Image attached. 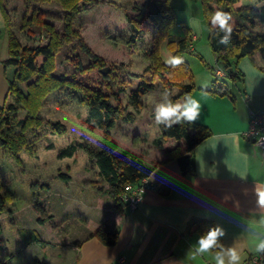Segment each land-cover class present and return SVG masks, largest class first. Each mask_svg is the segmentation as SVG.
<instances>
[{"label":"crops","instance_id":"0c3cea01","mask_svg":"<svg viewBox=\"0 0 264 264\" xmlns=\"http://www.w3.org/2000/svg\"><path fill=\"white\" fill-rule=\"evenodd\" d=\"M5 1L3 0L4 7ZM108 5L97 4L89 10L81 11L74 21V28L86 44L103 59L106 57L100 46L108 51L109 46L116 42L113 37L108 36L107 41L105 40L108 30L113 29L114 25H121L123 27L119 28L127 30L129 37L133 27H138L137 19L131 23L126 12L121 10V5L118 10L122 15L118 18L112 17L114 9L111 6L114 4ZM98 11L103 18L98 16ZM259 30L264 32V25L259 26ZM85 31L93 35L88 37ZM11 32L13 30L7 25L0 3V107L8 101L9 82L15 73L14 66L5 65L10 56ZM146 35L151 41V27L145 30L142 41L127 45L138 47V42L142 43ZM192 39H195V35ZM176 51L174 42L164 40L160 45V55L164 62L175 56ZM257 53L260 60L256 58ZM145 62L144 67L149 64L148 61ZM235 65L242 75L241 81H232L226 76L219 77L214 72L219 78L230 80L220 86L223 87L222 90L228 91V95L210 92L214 83L219 86L216 80L211 87L195 88L191 92L201 104V116L196 123L206 126L211 134L193 149L194 170L190 174H184L178 162L167 160L165 154L167 149L183 145L182 140L163 139L161 146L156 145L162 125L156 127L150 140L147 135L136 131L129 139L130 148L123 151H120L112 136L117 145L116 153L131 152L153 169L150 176L146 177L148 188L143 201L134 210L126 205L117 207L108 190L99 193L90 183L93 179L82 176L81 182L93 186L95 191L89 193L87 200L83 199L87 209L76 213L73 231L70 234L64 232L68 225L65 215L58 218L56 230L55 226H48V221L44 220V228L52 235L53 245L66 246L65 258L69 259H60L57 264H117L120 258H123L121 264H216L213 252L201 255L195 251L194 246L201 235L196 231V224L202 220L213 221L215 226L224 230L225 235L219 242L235 247L241 255L240 263L257 253L255 243L264 238V209L258 207L254 190L257 185L264 184V155L258 145L244 137V131L248 127L250 108L264 107V57L257 50L253 56L243 57ZM158 90L160 88L155 87L148 91L142 97L144 103L153 104V99L158 100ZM153 92L156 94L153 95ZM247 98L251 99L250 104L246 102ZM131 108L132 106L128 107V111ZM152 118L151 112V120L148 119L150 121L147 122L148 129L153 125ZM136 119L134 117L128 123H137ZM115 127L110 130L111 135ZM94 167L98 175V168L96 165ZM46 210L49 213V206H46ZM102 224H107L118 232L115 245H105L94 236ZM36 234L43 239L39 233L34 236ZM2 254L5 253L1 250L0 255ZM4 262L7 264L8 261Z\"/></svg>","mask_w":264,"mask_h":264},{"label":"rangeland","instance_id":"374dc122","mask_svg":"<svg viewBox=\"0 0 264 264\" xmlns=\"http://www.w3.org/2000/svg\"><path fill=\"white\" fill-rule=\"evenodd\" d=\"M132 1L107 2L102 0L99 4L105 3L109 4L108 6L114 4L111 6L114 9L112 17L118 18L120 14L122 15L118 10L119 5L124 13L133 14L131 11ZM255 1L243 0L244 3ZM80 3L88 4L83 0ZM170 3L176 13V23L170 29L166 40L173 41L177 50L180 38H184L188 34L190 44L179 51V56L188 63L193 84L196 88H208L215 80L218 81L219 86H222L225 81L228 83L229 79L219 78L213 73V70L215 72V69L221 68L216 64L209 43L210 17L206 18L200 0H170ZM5 5L13 35L22 45L32 44L29 34L43 42L47 41L50 35L45 27L40 28L31 24L23 26L25 17L29 19L33 12L37 11L43 14L47 13L50 16L46 17V21L61 30L63 24L61 19L67 12V9L63 8L58 0L51 2L6 0ZM211 6L213 10L217 9L215 0H211ZM97 14L103 18L102 13L98 11ZM114 26L113 29L108 30L104 37L106 41L108 39L106 36L113 37L116 42L109 46V52L105 51L103 46L100 48H102L103 56L106 57V66L114 68L111 78L114 79V88L117 89L130 81L128 73L141 74L151 64L148 58L151 41L146 35L145 42H138V47L134 45V49L127 45L130 43L127 30L119 28L123 27L121 25ZM101 27L103 28L102 24ZM85 33L88 37L93 35L87 31ZM193 35H195V39H191ZM80 54L87 60V56L82 53L76 40L65 44L57 53L55 75H65L89 88H103L106 80L99 69L81 72L75 68L73 59ZM145 61L149 62L146 67H144ZM189 82V78H184L182 81L172 82L169 86L171 88L157 85L156 88H160L157 92L158 99L164 90H170L174 95H178L183 91V86ZM17 86L26 92L24 83H18ZM82 96L83 91L77 88L55 89L42 100L33 121H25L24 125H20L19 120H23L25 115L21 111H18L15 116H11L14 133L18 136L22 135L26 142L14 155L0 145V182L2 192L7 197V209L0 214V237L3 239L2 252L5 253L1 256L4 257L8 254L7 264H57L60 259L67 261L69 257L65 258L64 253L66 246L53 245L50 237L52 235L47 233L48 229L44 228V223L38 221L41 214L36 211V208L45 209L42 218L48 221V226H55L54 230L58 227L60 215H65L68 225L64 232L70 234L74 229L76 213L87 209L83 199L87 200L89 193L95 191L93 186H87L81 182L82 176L96 181L99 193L109 189L108 184L97 175L95 164L90 161L84 147H80L82 144L89 148L99 149L103 143V130L98 126L94 129L89 127V124H93L95 120L90 115L89 107L78 100ZM120 101L123 106L127 105V91L120 94ZM144 101H141L140 108L132 107L133 109H130V112L137 118V123L118 120L117 126L113 130L111 136H114L120 151L130 148L129 139L136 131L147 135L149 140L156 131L154 123L151 124L150 129L147 128V122L151 120L150 113L153 104L144 103ZM57 123L65 125L66 130H56ZM22 129L23 131H21ZM98 137L100 139H97ZM69 145H75V150L70 155L60 156L61 151L67 149ZM68 170L72 176L71 180L66 181L58 176L61 172L68 173ZM44 185H48L49 188H44ZM46 206L50 208L49 213ZM47 214L49 215L47 216ZM36 230L38 232H35ZM35 233H39L43 241L30 243L31 240H34ZM72 254H74L73 251Z\"/></svg>","mask_w":264,"mask_h":264},{"label":"trees","instance_id":"16d2710c","mask_svg":"<svg viewBox=\"0 0 264 264\" xmlns=\"http://www.w3.org/2000/svg\"><path fill=\"white\" fill-rule=\"evenodd\" d=\"M42 1L51 2L54 0ZM58 1L61 2L63 8L67 9L64 18L61 19L63 22L61 30L56 29L53 24L46 21V17L50 16L47 13L43 14L37 11L33 12L29 19H26V17L23 19V26L31 24L40 28L45 27L50 34L47 41L43 42L29 34L32 44L22 45L13 35V32L10 34V56L5 61V65L14 66L15 73L13 79L9 82L8 101L4 106L0 107V145L7 148L14 155L26 142L22 135L18 136L14 133L12 115L15 116L18 111L24 113V119L19 120V124L24 125L25 121H33L36 110L50 91L67 87L82 90L83 96L78 98V100L89 107L90 115L95 120L93 124H89V127L94 129L98 126L103 130V143L99 149L89 148L87 145L82 144H80V147H84L90 161H93L97 166L99 177L108 184V191L116 202L117 207H121L126 205L121 200V194L125 186L127 184H136L142 179L149 177L153 169L146 166L141 157L131 152L116 153L117 145L112 139L110 130L115 127L118 119L133 120L134 115L130 111L126 112L127 107L140 108L142 97L159 84L163 87H169L172 82L182 81L184 78L190 79V82L183 86V91L178 95L172 96L173 100L183 96L185 93H191L196 88L191 80V70L186 61L183 60V64L176 68H171L163 61L160 55V45L168 38L170 29L176 23V13L170 0H133L131 6L133 14H127V17L131 23H133L134 19H137L138 27L137 29L133 27V31L129 35V41L132 43L142 41L145 30L151 26L152 39L148 53L151 64L141 74L128 73L130 81L126 84L122 82L124 85L117 89L114 88L115 81L111 78L114 68L110 67V71L107 74H103V78L106 80L104 87L89 88L87 85L78 83V81L72 80L65 75H55L57 53L65 44L76 40L82 53L87 56V60L81 57V54L73 59L75 68L78 71L100 70L106 66L105 59L93 52L81 34L74 28V21L78 14L81 11L89 10L93 5L101 3L102 0H83L88 2L86 5H82L80 3L81 0ZM200 2L206 18H209V14L216 10L231 13L235 26L230 41L221 43L223 33L210 32L209 43L217 66L226 72V77L232 81H241L242 75L236 69L235 64L243 57L253 56L257 50H260L264 57V32L259 30V26L264 25V0H256L253 3H244L243 0H215L217 3L216 10L212 9L211 0H200ZM0 3L7 25L10 26L9 15L3 6V0H0ZM188 38V34L186 37L180 38L175 56L179 55L181 49L188 46ZM229 69H232V71H229ZM18 83L25 84L26 92L17 86ZM222 88L214 83L210 92L228 95V91L222 90ZM126 91L128 93V103L123 106L120 101V94ZM55 128L58 131L66 130L65 125L61 123H57ZM210 134V130L204 125L196 122H182L172 127L161 126L160 137L156 139L155 143L161 146L163 139L182 140L184 142L183 145L167 149L165 154L167 160L177 161L183 173L187 175L194 170L193 149ZM75 147V145H69L67 149L61 151L60 156L70 155L75 150ZM58 176L66 181L71 180V175L66 172H61ZM90 183L97 189L96 181H90ZM44 188L48 189L49 187L44 185ZM6 209L7 197L2 192V184L0 182V214ZM36 211L41 214L38 221L44 223L42 218L44 210L36 208ZM211 227H215L213 221H198L196 231L202 234ZM94 236L103 244L112 246L117 242L118 232L109 225L102 224L94 233ZM33 239L30 242L43 241L37 234ZM2 249L3 239L0 237V251ZM7 259L8 255L4 257L0 255V264H6L4 261Z\"/></svg>","mask_w":264,"mask_h":264},{"label":"clouds","instance_id":"9594fccd","mask_svg":"<svg viewBox=\"0 0 264 264\" xmlns=\"http://www.w3.org/2000/svg\"><path fill=\"white\" fill-rule=\"evenodd\" d=\"M210 28L212 33H223L221 43H228L231 39L235 21L230 12L216 10L210 14ZM256 58L260 60L259 53ZM183 59L179 56H172L166 60V64L171 68H176L183 64ZM173 92L164 90L160 93L159 99H153V123L156 127H172L182 122L194 123L201 116L200 101L194 98L191 93H185L181 98L173 100ZM238 139V137H234ZM97 139H100L99 137ZM95 143V141H93ZM257 198V205L260 209H264V184L257 185L254 190ZM225 199H228L225 197ZM225 235L224 230L219 227H211L202 233L195 244L197 254L208 252L214 253L216 264H240L241 255L239 251L232 246H225L220 243V238ZM255 251L264 254V238H260L255 243Z\"/></svg>","mask_w":264,"mask_h":264},{"label":"built area","instance_id":"2783aa9c","mask_svg":"<svg viewBox=\"0 0 264 264\" xmlns=\"http://www.w3.org/2000/svg\"><path fill=\"white\" fill-rule=\"evenodd\" d=\"M219 77L226 76V72L222 69H215ZM247 103H251V99H246ZM244 137L258 145L264 155V107L260 109L250 108L249 123L247 129L244 131ZM148 188V180L142 179L136 184H127L121 194V200L126 204L130 210L136 209L143 201L144 194ZM123 258L118 259L117 264H121ZM240 264H264V254H252L247 260Z\"/></svg>","mask_w":264,"mask_h":264},{"label":"water","instance_id":"95a60500","mask_svg":"<svg viewBox=\"0 0 264 264\" xmlns=\"http://www.w3.org/2000/svg\"><path fill=\"white\" fill-rule=\"evenodd\" d=\"M109 71H110V67H108V66H106V67L100 69V72H101L102 74H107ZM229 71H232V69H229Z\"/></svg>","mask_w":264,"mask_h":264}]
</instances>
